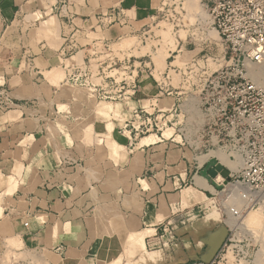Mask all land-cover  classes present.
<instances>
[{
	"label": "crops",
	"instance_id": "obj_1",
	"mask_svg": "<svg viewBox=\"0 0 264 264\" xmlns=\"http://www.w3.org/2000/svg\"><path fill=\"white\" fill-rule=\"evenodd\" d=\"M161 1L0 0V92L30 104L0 112V236L47 264H202L224 241L211 167L197 165L178 130L143 132L133 122L136 109L170 121L176 107L156 103L170 109L181 93L168 85L173 94L156 98L167 83L149 56L139 57L127 101L93 104L71 88H94L67 81L95 42L140 32ZM109 11L124 24L98 29Z\"/></svg>",
	"mask_w": 264,
	"mask_h": 264
},
{
	"label": "built area",
	"instance_id": "obj_2",
	"mask_svg": "<svg viewBox=\"0 0 264 264\" xmlns=\"http://www.w3.org/2000/svg\"><path fill=\"white\" fill-rule=\"evenodd\" d=\"M199 2L210 16L209 31L217 33L223 49L219 53L217 39L207 36L205 46L200 48L199 53L184 59L185 83L199 90V110L203 116L202 133L195 134L201 143L196 147L199 152L196 153L195 160L201 167L208 165L211 160L219 163L216 157L200 165L198 156L205 154L203 151L207 153L221 148L228 152L230 159L240 161L235 171L222 165L228 169L229 179L219 173L209 174L218 188L223 184L222 181H227L231 186L241 187L237 189L235 198L238 204L233 203L234 201L228 202L227 199L222 201L228 218L231 216L240 218L250 206L264 203V81H259L264 68V0ZM188 4L189 0H162L152 20L161 15L169 16V12L176 10L177 7L186 10ZM203 22V17L198 15L196 24L202 25ZM115 24H124V18L115 11L97 16L98 29H106ZM108 43L109 40L105 38L95 42L90 52L94 55L87 63L76 67V74L70 73L67 81L74 85L91 86L95 89L94 95L100 101H127L138 91L137 79L141 59L137 56L120 59L113 53H107L106 50H110ZM205 50L207 53H201ZM173 62L166 80H169L171 70L178 69ZM96 66L97 73L94 72ZM94 76L99 82L92 80ZM168 85L176 91V87L169 81L164 87H160L156 98L173 94ZM188 101L190 104L185 107V113L195 112L194 101L192 99ZM28 107H30L28 101L15 99L6 89L0 92L1 111ZM160 114L161 112L155 115L154 112L136 109L133 112V122H139L143 132L160 129L158 119ZM194 122L196 126L199 124L196 120ZM178 131L182 134L184 143L193 147L187 139L189 131L185 129ZM219 256L224 259L221 252ZM211 264H214V261Z\"/></svg>",
	"mask_w": 264,
	"mask_h": 264
},
{
	"label": "rangeland",
	"instance_id": "obj_3",
	"mask_svg": "<svg viewBox=\"0 0 264 264\" xmlns=\"http://www.w3.org/2000/svg\"><path fill=\"white\" fill-rule=\"evenodd\" d=\"M199 1L200 0H198V2ZM201 12H205V16L203 17L204 22L202 25H197L196 22L198 20V15H200ZM210 21L211 19L207 11L203 10L202 8L193 9L191 7H187L186 10H183L180 7H177L176 10L173 9L169 12V16L163 17L161 15L158 18H155V20L151 19L148 22V25L143 27L140 32L126 34L121 39L108 43L110 50H106L107 53H113L120 59L148 55L149 58L146 57V59H150L149 61H152L149 67L152 66L151 69H153L152 71L154 76L158 80L165 81L166 83L171 81L172 85L176 87V91H181L180 94L175 95L177 96V99H179L176 106H174V99H171L173 101V105L170 109L161 107L162 100L156 103L160 109L167 111L172 110V113H174V109L176 107V112L171 118H169L170 121L160 120L159 126L162 128V130H166V133H174L179 129H185L191 132L189 133L190 135H187V139L193 144V149H197L196 147L201 145L200 140H198L195 134L202 133L203 116L199 110V90L189 85L187 82L185 83V77L183 74L185 57L183 54L186 53L187 56L188 54L186 51L200 49L205 46V37L210 36L211 30L209 31L208 29V24ZM162 30L163 32L167 31V33L171 32V37H174V40L176 39L175 41H177L176 48L171 49L169 48L170 44H165L163 35L161 36V34H163ZM99 36H102V34L99 33ZM211 37L213 36L211 35ZM214 38L217 39V49L219 53H221L223 44L219 40L217 34ZM183 42L186 43L184 47L187 50L184 48L180 49ZM171 53H173L172 56H170ZM201 53L207 52L205 50ZM171 62H173V65L177 66L178 69L177 71L171 70L170 78L169 80H166L169 70L168 65ZM95 68L96 70L94 72L97 73V66ZM108 75L113 74L108 73ZM46 77H48L50 80L49 74H46ZM92 80L96 83L99 82V79H97L95 76L92 78ZM71 90L73 91V94L76 98L86 96L88 99L90 98L93 101V104H97L96 102H98V99L96 98V95H94L93 91H90L89 94L83 95L80 91L73 87ZM165 96L167 95H163L161 98ZM189 99L194 101L197 111L185 113V107L190 104L188 101ZM99 104L110 105V103L107 101H103ZM178 105L180 106L178 107ZM150 111L152 112L153 109ZM0 112L4 111L0 110ZM194 120L199 122L197 126L195 125ZM200 120L202 122H200ZM197 152H199L198 149L196 150V153ZM203 153H206V151H203ZM236 168L237 167L235 164L233 171H235ZM222 182L223 184L220 186V188H218V192L215 190V193H217L215 197L217 200V206L222 215V224L224 227H226L225 229L227 234L214 258L209 263L204 264H211L213 261L214 264H264V203L262 202L260 205H255L254 207L250 206L243 212L242 217L238 218L237 220L238 222L242 223V227L235 226L233 224V220L235 218H228L223 208L222 201L227 199V181ZM251 212H259L261 215L262 221L257 223V226H255L256 224H253L254 226H250L247 223L248 214ZM1 216L2 213L0 212V217ZM226 221L228 224L225 223ZM225 243H227L226 246ZM20 246L21 245L17 239H13L7 235L4 237L0 236V264H47L46 261H44V256H42L40 253L30 250H21ZM220 252L223 254L224 259L219 256ZM196 264L201 263L197 262Z\"/></svg>",
	"mask_w": 264,
	"mask_h": 264
},
{
	"label": "bare ground",
	"instance_id": "obj_4",
	"mask_svg": "<svg viewBox=\"0 0 264 264\" xmlns=\"http://www.w3.org/2000/svg\"><path fill=\"white\" fill-rule=\"evenodd\" d=\"M188 5H189V7L193 8V9L194 8H199V9L202 8L201 5H200V3L198 2V0H189V4ZM199 12H200V10H199ZM200 15L202 17H204L205 16V12H201ZM167 30H169V29H167ZM162 32H163V30H162ZM170 33H167V31L166 32L164 31L163 34H161V36L163 35V39L165 41V44L166 43L170 44V47L169 48H171V49L173 48L174 49V48H176L177 41H175L176 39L174 40V37H171ZM216 34H217L216 32L210 31V36L212 35L213 37H215ZM160 39H162V38H160ZM166 50H167V48H166ZM259 81L260 82H263L264 81V68H263V71L261 72V76L259 77ZM195 108H196V106H195ZM200 122H202V121L200 120ZM187 135H189V132H187ZM215 150H217V151L211 150V152H209V153L207 152V154L205 153V155L202 156V158H201L202 164H204L205 161H207L209 159H212V158H216L217 157L218 160H219V164L228 167L232 171H233L234 165L236 164V167H237L236 170L238 169L239 164H240V161L238 159L237 160L230 159L228 152H226L224 149L219 148V149H215ZM226 187H227V195H228L227 201L228 202H233L234 201L233 203H237L238 204V201L235 198H237V189L238 188H241V187L240 186H231L228 183H227ZM216 191H217V189H216ZM240 205H241V202H240ZM231 217L234 218L233 216H231ZM261 219L262 218H261V215H260L259 212H254V213L251 212V213L248 214L247 223L250 226H252L253 224H256L255 226H257V223H260V221H262ZM237 220H238V218L235 217V219L233 220V224L235 226L242 227V225H241L242 223L238 222Z\"/></svg>",
	"mask_w": 264,
	"mask_h": 264
},
{
	"label": "water",
	"instance_id": "obj_5",
	"mask_svg": "<svg viewBox=\"0 0 264 264\" xmlns=\"http://www.w3.org/2000/svg\"><path fill=\"white\" fill-rule=\"evenodd\" d=\"M208 167L213 166L212 169H210V174L217 175L218 173L221 174L226 179H229V171L225 167H223L221 164L216 163L215 160H211L208 165Z\"/></svg>",
	"mask_w": 264,
	"mask_h": 264
}]
</instances>
